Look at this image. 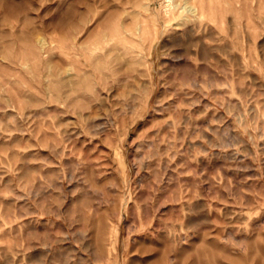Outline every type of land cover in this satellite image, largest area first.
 <instances>
[{"label":"rangeland","instance_id":"rangeland-1","mask_svg":"<svg viewBox=\"0 0 264 264\" xmlns=\"http://www.w3.org/2000/svg\"><path fill=\"white\" fill-rule=\"evenodd\" d=\"M0 264H264V0H0Z\"/></svg>","mask_w":264,"mask_h":264},{"label":"bare ground","instance_id":"bare-ground-1","mask_svg":"<svg viewBox=\"0 0 264 264\" xmlns=\"http://www.w3.org/2000/svg\"><path fill=\"white\" fill-rule=\"evenodd\" d=\"M144 26V25H143ZM147 30V27H141L139 28V31L142 33V32H145Z\"/></svg>","mask_w":264,"mask_h":264}]
</instances>
